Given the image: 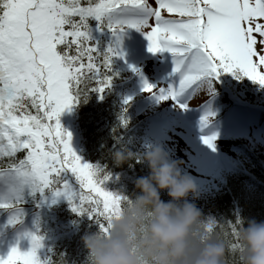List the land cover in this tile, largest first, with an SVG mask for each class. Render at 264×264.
Here are the masks:
<instances>
[{"label": "snow or ice", "instance_id": "obj_1", "mask_svg": "<svg viewBox=\"0 0 264 264\" xmlns=\"http://www.w3.org/2000/svg\"><path fill=\"white\" fill-rule=\"evenodd\" d=\"M92 20L116 37L104 50L94 42ZM129 29L145 35L149 52L174 57L177 84L165 89L144 80L143 91L158 102L203 90L213 95L212 80L223 73L264 86V0H0V180L7 185L0 209L12 212L9 224L23 220L26 187L65 197L104 233L119 216L126 197L106 190L110 176L82 162L60 116L89 92L102 99L111 88L112 58L124 55L121 34ZM214 115L201 117L202 128ZM202 139L215 150L216 134ZM69 172L75 186L65 179ZM228 223L236 252V228ZM24 235L30 250L12 247L0 264H49L38 256L43 237Z\"/></svg>", "mask_w": 264, "mask_h": 264}, {"label": "clouds", "instance_id": "obj_2", "mask_svg": "<svg viewBox=\"0 0 264 264\" xmlns=\"http://www.w3.org/2000/svg\"><path fill=\"white\" fill-rule=\"evenodd\" d=\"M135 154L118 151L120 165ZM143 160L149 173L135 181V193L122 202L107 233L85 235L90 264H264V220L237 217L232 222L240 249L233 252L229 223L206 218L190 198H199L194 178L160 147ZM162 193H167L165 201ZM212 222L211 232L205 226Z\"/></svg>", "mask_w": 264, "mask_h": 264}, {"label": "trees", "instance_id": "obj_3", "mask_svg": "<svg viewBox=\"0 0 264 264\" xmlns=\"http://www.w3.org/2000/svg\"><path fill=\"white\" fill-rule=\"evenodd\" d=\"M86 104L94 101L96 107L82 106L81 101L77 105L76 109V123L75 130L79 139L78 144L82 142L85 148V154L80 155L82 162L89 163L100 169L101 178L104 175H109L110 179L105 181L104 187L109 190L110 187H115V193H120L124 196L131 198L135 193V181L137 178L146 176L149 173L147 163L143 160V157L137 156L136 148L133 144V138L131 132L121 136L119 128L115 127V112L112 104L108 107L109 102L105 104H98L94 91L89 92ZM76 136H72L74 143ZM132 142H130V140ZM118 151H122L125 154L132 152L135 154V158L118 165L115 162L114 154ZM242 168L238 167V174L242 173ZM252 170H250L251 174ZM244 176V175H243ZM245 181H249L250 187L253 192L249 194L245 188L244 183L233 182L227 188L226 193L218 196L217 198L205 199L206 206H208V214L206 218H215L217 223L231 222L237 217H243L246 219L264 220V172L255 171L251 177L244 176ZM162 195V198L167 201L166 194ZM60 214V213H59ZM61 216L72 218L76 221L75 229L79 228L86 221V215H78L73 211H63ZM213 228L212 222L205 226L206 232H211ZM71 247L69 244L64 243L57 248L56 251H63L65 248ZM74 254H70L67 260H71L74 257L78 260L80 256L78 251H74ZM90 264V260L88 261Z\"/></svg>", "mask_w": 264, "mask_h": 264}, {"label": "rangeland", "instance_id": "obj_4", "mask_svg": "<svg viewBox=\"0 0 264 264\" xmlns=\"http://www.w3.org/2000/svg\"><path fill=\"white\" fill-rule=\"evenodd\" d=\"M154 62H151V69L154 68V75L153 78L156 79L155 71L156 66L158 65V57L156 54H154ZM143 60H140L137 57H135V64L136 66H140L143 63ZM150 61V60H149ZM157 72V71H156ZM142 90V86L140 87ZM201 96V95H200ZM196 97V96H195ZM192 105H195V102L191 103ZM210 100L195 106L193 109V112L198 111V116L205 113V108L210 105ZM152 105V104H151ZM149 105V106H151ZM212 106V104H211ZM205 107V108H204ZM152 118V114L149 116ZM174 118H177L179 120L180 115L177 114ZM173 118V120H174ZM177 120H174V124L177 125ZM182 121V120H181ZM187 123L182 122V127L179 128V131L177 132L173 127L174 132H171L169 128H166V126L157 127L156 122L152 120L149 123V132L147 133L146 137H143V143L142 147L143 149H146L147 151L151 150L154 147H160L164 151L168 153L171 159L173 160H181V170L184 173H190V175L194 178L195 181H197V178H200L199 174L196 172L193 173V171H199V164L204 165V162H200V152L205 151V149H208V145L203 142L202 138H198L195 135L190 133V130L187 131ZM228 128V126H227ZM200 129L202 127L200 126ZM249 130L240 126L237 127H229L224 135L217 136V142L218 143H230L235 140H239L241 138H244V136H247L249 133ZM251 140L254 143L261 144L264 146V135L259 133H251ZM249 138V135H248ZM206 148H205V147ZM263 148V147H262ZM264 149V148H263ZM210 154L214 155L213 152L209 151ZM192 173V174H191ZM198 186H200L199 194H203L205 192L206 187H204L202 184H200L198 181L196 182ZM192 202H194L198 208L201 209L204 216L207 215L208 212V206H206L204 197L199 196V198L193 199L190 198ZM24 242L22 243L21 247L19 248L22 250L25 248Z\"/></svg>", "mask_w": 264, "mask_h": 264}]
</instances>
